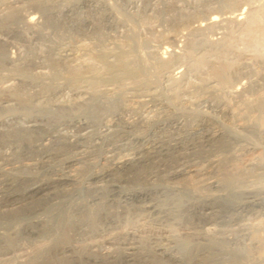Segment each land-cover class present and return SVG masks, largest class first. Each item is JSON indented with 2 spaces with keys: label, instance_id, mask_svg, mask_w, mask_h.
Instances as JSON below:
<instances>
[{
  "label": "bare ground",
  "instance_id": "6f19581e",
  "mask_svg": "<svg viewBox=\"0 0 264 264\" xmlns=\"http://www.w3.org/2000/svg\"><path fill=\"white\" fill-rule=\"evenodd\" d=\"M122 1L0 0V264H264V222L87 224L113 217L114 191L169 190L194 211L264 197V0ZM100 97L111 117L82 120ZM52 109L69 121L32 120ZM47 231L54 247L7 245L6 232ZM240 233L254 242L243 256L226 250Z\"/></svg>",
  "mask_w": 264,
  "mask_h": 264
},
{
  "label": "rangeland",
  "instance_id": "374dc122",
  "mask_svg": "<svg viewBox=\"0 0 264 264\" xmlns=\"http://www.w3.org/2000/svg\"><path fill=\"white\" fill-rule=\"evenodd\" d=\"M104 1L107 3L109 2L108 4L111 3V5L120 4L123 2L122 0L119 1L104 0ZM247 9L248 8L245 7L244 11H242L243 17H246ZM78 37L79 36L78 35L76 36V34L73 32L68 38L69 41L73 42L72 40L74 41H76V39L79 40L80 37L79 38ZM164 57L167 58L166 55H164ZM114 103L115 102L112 100H109L104 97H100L96 100L95 106L92 109H89V111L86 114L83 115L81 114L80 116L82 117L80 118L92 125H96V122L98 123L97 120L98 118L92 116V113H97L100 117L102 118L104 117L105 119H108L111 117V113L114 110V106H115ZM93 109L95 110L94 112L92 111ZM1 114L3 113L0 112V115ZM32 117L34 118L32 120L33 121L35 120L34 122L36 124L38 125L40 124L42 126L45 125L46 127L51 129L63 122L69 121L71 115L66 112H60L58 110L52 109V110L35 111L33 112ZM143 190H144L143 196L140 199L131 198L132 200H130V197L127 198L124 194H121L118 191L110 192V194L109 193L105 194L104 197H102V199L103 200L108 199L106 202L104 200L105 207L113 214L112 215L113 217L110 216L109 217L110 220L109 219H107L106 221L99 220L96 221L95 223L94 216L92 215L90 218L87 219L86 221L87 224L91 228L102 227V229H112L114 225L115 227L117 226L116 222L117 224L119 223V225H121L122 223L125 222L124 221L125 219H128L130 217V219L134 220L135 218L136 220V217L138 216L137 217L138 219L142 218L144 221H146L147 224H150V226L153 225L154 227L156 226L158 227V224L160 222L159 227L161 228H165V226H167V228L169 227L173 228L174 229L173 232L175 234L180 233L181 228L183 227L186 228L189 227L190 229L193 230L198 229V231H203L204 233L215 234L227 230H228L227 232H234L235 230L241 228L250 229L260 226L264 222V197L262 194H260L259 196H255V200L254 198L248 199V197L247 198L243 197L242 198L243 201L241 200V205L237 208L236 207L232 208L231 206H228L223 202H214V203H210L209 205L208 204L195 205L196 207L198 206L197 208L198 210H200V212H202L201 214H203V209L208 208L207 206L211 207V209L208 208L210 209L209 211L211 213L207 211V214L209 212V215L211 214L210 215L211 217L209 216V219H205L202 217V215H199L200 212L198 213L197 212L198 210L195 211L190 209L188 210L187 208L188 205L184 203L185 201L177 200L178 199L177 194L170 192L169 190L168 191L167 190L162 191L160 189L149 190L146 188H143ZM81 196L82 199L83 198L88 199L86 195L82 194ZM96 196L98 197V199L99 197H101L100 193H98ZM114 198L117 201L114 200ZM244 199L246 200V202ZM119 200H121L122 202L120 201V203H118ZM250 200H253L255 202ZM93 201L94 200L90 201V205H94L95 202ZM71 202L74 203V201ZM123 203L125 204V207ZM123 207L125 209H123ZM127 209L129 210L128 211L129 213L127 212ZM55 216L56 215H50L48 217L50 223L52 224L54 223V221L56 220ZM165 220H167V222ZM107 225L110 227H108ZM47 232L48 233L46 236H38L35 234L32 235V234H23V233L16 234L15 236L14 233L12 234L6 232V235L8 234L7 236L10 240L9 242H7V245H9V248L13 247V249L22 248L27 253H30L31 250L37 251L38 249L43 248L45 246L54 247L58 243L57 242L58 239L53 231H47ZM2 233L5 234L4 231H0L1 235ZM240 234H237L236 236H232L230 239L227 240L226 250L238 256H243L247 254V252L253 247L254 242L250 234L247 233H243L241 235ZM90 235L89 236L87 235L85 238L90 237ZM0 246H3V244H1ZM3 258L4 257H2V259Z\"/></svg>",
  "mask_w": 264,
  "mask_h": 264
}]
</instances>
